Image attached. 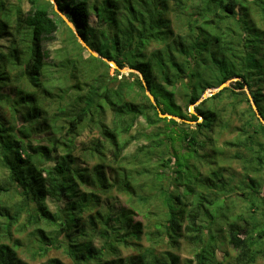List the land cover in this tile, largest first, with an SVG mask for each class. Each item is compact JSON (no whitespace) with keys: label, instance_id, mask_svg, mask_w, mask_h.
Returning a JSON list of instances; mask_svg holds the SVG:
<instances>
[{"label":"trees","instance_id":"trees-1","mask_svg":"<svg viewBox=\"0 0 264 264\" xmlns=\"http://www.w3.org/2000/svg\"><path fill=\"white\" fill-rule=\"evenodd\" d=\"M54 2L92 51L141 77L108 75L50 0H0V264H28L23 247L71 264H220L231 248L228 264H264V126L247 98L264 120V0Z\"/></svg>","mask_w":264,"mask_h":264},{"label":"rangeland","instance_id":"rangeland-1","mask_svg":"<svg viewBox=\"0 0 264 264\" xmlns=\"http://www.w3.org/2000/svg\"><path fill=\"white\" fill-rule=\"evenodd\" d=\"M8 1H10L11 3H16V0H8ZM168 16L170 17V19L172 21L171 24L173 25V28L174 29L176 28L174 30V32H176V30L178 28L181 31L180 34H182V35L187 34V32H188L187 27H181V26H179L180 23L177 22V19H175L171 15H168ZM90 22H91L92 25L95 24V19H94L93 15L90 17ZM60 30H62V29L60 28ZM58 43H59L58 41H55L54 43H52L51 45H49L47 48H49L50 51H53V50H55V49H57L59 47V44ZM173 43H174V45H175L176 48H179V44L180 43H178V42H173ZM198 47L199 48H198V51H197L196 55H203L204 52H202V51L205 50V47L204 46H201V44L198 45ZM156 48H159V46L154 44V45H152V46H150L148 48L147 52L152 51V50H156ZM85 53H88V52L86 51ZM85 53L83 54V57H86V54ZM209 61H211V63H212L211 58H209ZM108 66H109V68H107V72H108V75H110V76H114L115 70L119 72L118 78H120L121 75H127L129 73H132L126 67L125 68H121V69H118V68L116 69L112 65H108ZM125 69H127V70L124 71ZM137 75L140 76L139 74H137ZM236 80H238V79L233 78V79H230L229 81H227L226 82V84H227L226 87L230 86L231 83L232 82H235ZM210 82H212V81H210ZM8 90H11V89H10L9 86H6V87H4L2 89V92L1 93H3V95H6L5 92H7ZM216 90L217 89L207 90L205 93L207 95L214 94V92H216ZM244 90H246V89L244 88ZM177 101H178L179 104H181L184 107V103H182V101L179 98H177ZM9 115H10V113H8V111L5 109L4 110V116L6 117L5 120L6 121H9L8 124H11L12 125L13 123H12V121L9 120L10 119L9 118ZM1 117H3V113H0V118ZM187 124H191L192 125L191 122H189ZM139 125L142 126L141 124H139ZM15 126L20 127L21 124L20 123H16ZM33 132H35V131H33ZM48 136H49V132H46V133H44V132H35L33 134V137L31 138L32 145H34V146H36V145H41V146L48 145L49 144V141H47V137ZM92 137H93V134L92 133L90 134L88 132V130H85L83 133H81V135L79 137L76 138L75 141H76V145H77V150L74 153L75 156L77 154H79V153L82 154L83 147L87 146L88 142L92 139ZM226 138L227 137H225V136L223 137V139H226ZM138 145H140V143H137V142L136 143H133L131 145V147L127 148L128 150L126 151V153H131L133 151V148L137 147ZM79 156L81 157V158L78 159L79 160L78 162L80 163V166L86 165V166L90 167V166H92L95 163V161H92V160L91 161L90 160H86L85 163H83L84 157H82V155H79ZM230 165H232L233 168H236V165L235 164H230ZM227 167H228V165H227ZM3 175H5L4 172H3ZM117 201H120L121 205H123V206L126 205V203L124 201V198L122 196H119L118 199H117ZM47 205H48V208L50 210H54V207H55L54 203H52L49 200H47ZM126 207H127V205H126ZM135 220L144 222L142 220V218H141L140 215L135 216ZM21 239H25V236L24 235H21ZM143 243L145 244V242H143ZM23 249H24V247L22 248V250H19L18 251V255H19V257L23 261L27 262L28 264H46L47 259L48 260L49 259H58L63 264H71L70 261H69V259L65 255H63L61 249H52L51 251L48 252V254L46 255V257H44L43 259H36L35 257H31L30 254H29V252L26 251V250H23ZM127 253L129 255V252L124 251V253L122 255H120V256L121 257H124V255H126ZM191 253H192L191 247H189L186 244L180 245L179 252H178L180 258H182V259L190 258V257H192V254ZM232 256L234 257V251L231 248L225 250V252H218L217 253V258L220 261V264H228V263H230V261L232 262V258H231ZM256 264H262V259L261 260L259 259Z\"/></svg>","mask_w":264,"mask_h":264},{"label":"water","instance_id":"water-1","mask_svg":"<svg viewBox=\"0 0 264 264\" xmlns=\"http://www.w3.org/2000/svg\"><path fill=\"white\" fill-rule=\"evenodd\" d=\"M50 2H51V4L53 5L56 14H58V15L60 16V18L64 21V23L67 25V27L73 32V34L75 35V37H76L78 43H79V44H80V45H81V46H82V47H83V48H84V49H85V50H86L91 56L101 59L102 61L105 62V64L107 63L108 65H112V66H114L116 69L118 68L117 65H116L113 61H109V60H107V59L101 57L99 54L95 53L94 51H92V50L88 47V45L83 41L82 37L79 36V34L76 32L74 25H73V24H72V23H71V22H70V21H69V20H68L63 14H61V12L58 11V9H57V5H56V3L54 2V0H50ZM128 70H129L130 72H132V73H136V74H139V75H140V73H139L138 71H136V70L129 69V68H128ZM140 76H141V75H140ZM143 84H144V87H145V94H146L145 96H147L148 99H149V101H150L152 104H154V98H153V96H151V93H150V91L148 90V88L145 86V83H143ZM226 86H227L226 82L223 83V84H221V85L217 88L216 92L219 91V90H221L223 87H226ZM214 93H215V92H214ZM210 95H212V94H210ZM210 95H207L206 93H204L202 96H200L201 98H200V99H199L194 105H197L198 103H200L201 101H203L205 98H207V96H210ZM247 98H249V100H250L251 108H252L253 112L255 113L256 117H257L258 120L262 123L261 125L264 126V120H263L262 117L260 116V113H259L257 107L255 106L254 102L251 100L250 96H248ZM188 110H189L190 113L195 114V112H194L193 109H192V106H189V109H188ZM159 117H160V118L173 119V120L178 121V122H184V123L187 122V123H189L188 121L182 120V119H180V118H178V117H175V116H173V115L159 114ZM199 119H201V118H199Z\"/></svg>","mask_w":264,"mask_h":264},{"label":"bare ground","instance_id":"bare-ground-1","mask_svg":"<svg viewBox=\"0 0 264 264\" xmlns=\"http://www.w3.org/2000/svg\"><path fill=\"white\" fill-rule=\"evenodd\" d=\"M127 69H125L124 71H126Z\"/></svg>","mask_w":264,"mask_h":264}]
</instances>
